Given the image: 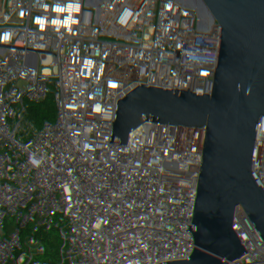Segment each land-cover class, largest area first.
I'll use <instances>...</instances> for the list:
<instances>
[{"label":"built area","instance_id":"built-area-1","mask_svg":"<svg viewBox=\"0 0 264 264\" xmlns=\"http://www.w3.org/2000/svg\"><path fill=\"white\" fill-rule=\"evenodd\" d=\"M246 1L79 0V22L68 31L51 23L67 15L53 6L68 0H0V34L11 31L12 43L99 51L117 64L144 35L214 72L264 47V18L237 8ZM171 2L182 4L200 50L147 18ZM36 17L47 18L43 30ZM12 61L6 67L0 58V232L12 224L15 248L0 264H70L76 231L100 213L170 222L179 155H162L134 119L68 85L74 65L51 64L47 79L32 84L30 61ZM225 222L216 264H264V172L233 189ZM88 264H165V257L103 250Z\"/></svg>","mask_w":264,"mask_h":264},{"label":"water","instance_id":"water-1","mask_svg":"<svg viewBox=\"0 0 264 264\" xmlns=\"http://www.w3.org/2000/svg\"><path fill=\"white\" fill-rule=\"evenodd\" d=\"M0 58L74 65L68 85L122 120L152 119L180 157L170 222L100 213L76 231L70 264H88L103 250L216 264L230 193L264 172V47L214 72L144 35L122 64L99 51L12 42H0ZM164 96L195 113L187 126Z\"/></svg>","mask_w":264,"mask_h":264},{"label":"rangeland","instance_id":"rangeland-1","mask_svg":"<svg viewBox=\"0 0 264 264\" xmlns=\"http://www.w3.org/2000/svg\"><path fill=\"white\" fill-rule=\"evenodd\" d=\"M161 1L165 2L164 0ZM243 4L244 5H242L241 2L237 3V8L240 13L243 12L244 6L246 7L249 6L248 1L244 2ZM159 9L147 14L149 20L153 21L155 24L156 22H160L162 18L161 16L158 15L154 16V14L159 11ZM175 15H178V13L176 12ZM0 21H1V15H0ZM165 25L166 27L172 30L171 35L173 36V38L183 43L184 45L193 48L194 50L197 51L200 50L199 44L195 36L193 35L191 31V27L189 26V22L186 18H177L176 20L173 18V21L166 23ZM5 66L6 67L15 66V63L12 60H6ZM52 68H55V66L48 63L29 62L28 70L30 74L31 83L37 84L47 79ZM164 98L167 104L169 105V107L171 108V110L173 111V113L175 114V116L177 117L180 124H182L183 126H187L193 120V118L195 117V113H193L192 111H190L189 109H187L186 107L179 104L178 102H176L175 100H173L168 96H164ZM55 117L52 118L53 122H56ZM133 125L136 129L143 131L145 135L153 138L157 143V145L158 144L160 145V146L158 145V147H160L161 149H163V151H165L164 153L161 154H165L167 152L166 147L161 142L160 130L158 129L157 125L152 119L145 117H136L133 121Z\"/></svg>","mask_w":264,"mask_h":264},{"label":"trees","instance_id":"trees-1","mask_svg":"<svg viewBox=\"0 0 264 264\" xmlns=\"http://www.w3.org/2000/svg\"><path fill=\"white\" fill-rule=\"evenodd\" d=\"M167 2L168 0H164ZM248 5L250 9L249 13L255 14L264 18V0H248ZM178 15H175V13ZM161 14V15H159ZM161 16L160 22H156V25L163 31L171 34L172 30L166 27V23L173 21V18H186V13L183 9V6L180 2H171L165 4L159 9L154 16ZM148 18V17H147ZM149 19V18H148ZM15 248V234L13 231L12 224H9L5 230L0 232V256L4 252H12Z\"/></svg>","mask_w":264,"mask_h":264},{"label":"clouds","instance_id":"clouds-1","mask_svg":"<svg viewBox=\"0 0 264 264\" xmlns=\"http://www.w3.org/2000/svg\"><path fill=\"white\" fill-rule=\"evenodd\" d=\"M43 7L45 10H47L48 6L43 5ZM79 10V0H68L65 5L56 4L53 6V11L56 13H67V15L64 16L63 19H60V17L57 16L51 21V23L56 26L57 30H59L60 27H64L68 31H71V26L79 22L73 15L74 13H78ZM46 22V17H36L34 19V23L37 24L41 30L44 29ZM11 37V31L4 32L3 34H0V42H8L11 40Z\"/></svg>","mask_w":264,"mask_h":264},{"label":"bare ground","instance_id":"bare-ground-1","mask_svg":"<svg viewBox=\"0 0 264 264\" xmlns=\"http://www.w3.org/2000/svg\"><path fill=\"white\" fill-rule=\"evenodd\" d=\"M54 111L58 112L56 108H54ZM55 120H56V119H55ZM161 142L163 143V140H161ZM163 144H164V143H163ZM158 145H159V144H158ZM159 146H160V145H159ZM164 146L166 147V149L168 148L166 145H164ZM166 149H165V150H166ZM159 151H160L161 153H164V152H165V151H163V149H161L160 147H159ZM167 151H168V149H167ZM166 153H167V152H166ZM166 153H165V154H166ZM165 154H162V155H165Z\"/></svg>","mask_w":264,"mask_h":264}]
</instances>
